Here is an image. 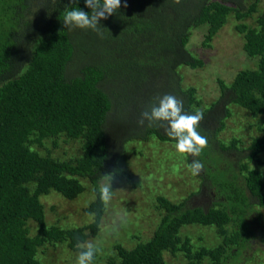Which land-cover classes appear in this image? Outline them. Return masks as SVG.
Wrapping results in <instances>:
<instances>
[{
  "label": "trees",
  "instance_id": "obj_1",
  "mask_svg": "<svg viewBox=\"0 0 264 264\" xmlns=\"http://www.w3.org/2000/svg\"><path fill=\"white\" fill-rule=\"evenodd\" d=\"M33 1L0 0V264H40L36 252L42 243L68 238L75 246L86 239L84 229L47 227L43 195L54 190L75 199L83 191L80 178H88L95 185L101 175L113 171L118 179L136 186L116 163L126 143L149 136L175 143L159 124H137L141 111L154 97L140 88L148 75L140 71L134 74V66L148 69L155 76L167 66L175 83L179 79L177 68L203 67L186 50L191 29L209 26L208 44L232 12L240 21L256 6L254 3L243 13L229 3L239 6L247 0H121L116 14L99 21L102 27L97 33L90 29L77 32L79 28L64 27L62 23L68 6L91 12L84 0H39L37 20H28ZM125 2L127 7H123ZM257 26L238 29L246 33L244 50L259 59L258 68L241 71L230 86L221 82L220 86L224 94H230V103L264 115V13L258 16ZM93 44L96 56L69 70L85 50L93 52L89 48ZM169 89L181 97L185 112L201 108L195 89H181L179 82ZM211 107L200 109L204 117L212 114ZM198 131L208 142L196 158L204 164L200 176L207 188H213L215 201L207 207L192 208L186 201L177 204L159 197L166 213L152 238L132 249L116 245L120 261L112 259L110 264H166L164 251L168 249L186 251L188 257L196 258V263L191 264H201L203 256L209 259L208 264H224L227 257L221 256L225 246L234 244L237 253L247 239L241 222L253 200L264 203V181L254 170L242 173V166L240 187L239 172L225 157L227 149L217 139V130L199 125ZM36 135L39 139L59 135L80 139L82 156L73 165L42 155L31 148V137ZM263 144L264 136L255 138L245 157L255 156ZM87 212L94 213V222L88 228L96 234L105 212L98 194ZM31 221L38 228L35 236H30ZM228 221L236 227L224 235L221 245L201 249L196 257L188 242L178 246L182 226L221 225Z\"/></svg>",
  "mask_w": 264,
  "mask_h": 264
},
{
  "label": "rangeland",
  "instance_id": "obj_2",
  "mask_svg": "<svg viewBox=\"0 0 264 264\" xmlns=\"http://www.w3.org/2000/svg\"><path fill=\"white\" fill-rule=\"evenodd\" d=\"M40 2L39 0L32 2L34 8L32 7L28 20H37ZM254 3L256 4L254 12L240 21L232 12L227 17L226 24L208 44L206 40L209 26L202 25L191 29L186 50L194 59L201 61L203 67L193 70L182 66L176 71L179 74L177 82L181 89L196 90V101L201 103V108L198 109H208L217 103L216 107H211L212 114L204 117L200 125L217 130V139L227 149L225 157L228 161H233L235 170L239 172L237 183L240 187L243 186L240 176L242 166L245 167L242 173L246 174L247 171L254 170L264 181V146L255 156L245 157L249 153L248 148L252 141L264 136V115L253 114L241 106L230 103V94L222 92L220 82L228 87L239 72L258 68L259 59L250 57L245 52L246 33L240 31L238 27L245 26L247 30L258 28L257 18L264 13V0L258 2L247 0L239 6L233 2L229 4L246 13ZM75 30L80 31V29ZM77 36H80V33ZM94 44L89 47L93 52L85 50L75 58L69 70L73 71L74 67L83 65L94 55L96 56L97 51L93 50ZM160 70L156 76L148 69L140 70L139 66H134L130 71L134 74L140 71L148 75V79L140 84V88L148 94L151 93V96L171 94L181 98L170 92L169 87L177 83L171 81L170 68L165 66ZM74 74L76 73H72ZM223 103L227 105L224 106ZM31 140L33 150L62 162H71L75 165L82 156L83 141L80 139H69L64 135L39 139L36 135L32 136ZM124 149L116 163L119 170L133 178L136 186L125 179H117L113 182V197L105 207L96 234H92L91 229L88 228L94 222V215H90L87 209L95 200L92 189L103 182L102 177L95 185L88 178H80L83 191L72 200L54 190L41 197L47 227H58L65 231L84 229L83 233L87 237L79 242H93L101 248L94 264H110L112 259L118 263L120 260L115 249L116 245L120 244L126 249H132L152 238L166 213L158 202L159 197L177 204L186 201L192 208L207 207L215 201L213 188H210V185L207 188L202 182L200 175L204 170L199 175H192L187 167L190 156L178 153L174 143L149 136L146 139L129 140ZM222 166L223 163L220 167ZM30 189H33V184L30 185ZM262 191L264 195V188ZM114 227L115 231L112 230ZM235 227L232 221L221 225H184L180 228L178 236L181 241L178 246L182 247L188 242L192 248V255L196 257L201 249H213L221 245L224 235L231 234ZM241 227L247 231V239L240 245L237 253L234 244L225 246L224 254L221 256V258L227 257L224 259V264H264V203L258 204L252 201L246 217L241 222ZM28 228L30 236L37 234L38 228L34 222H29ZM77 244L71 246V240L68 238L65 241L44 242L37 248L36 260L40 264H76L80 251ZM164 259L166 264L196 263V258L188 257L187 252L181 249L165 250ZM208 260L203 256L200 262L208 264Z\"/></svg>",
  "mask_w": 264,
  "mask_h": 264
},
{
  "label": "clouds",
  "instance_id": "obj_3",
  "mask_svg": "<svg viewBox=\"0 0 264 264\" xmlns=\"http://www.w3.org/2000/svg\"><path fill=\"white\" fill-rule=\"evenodd\" d=\"M72 2L73 0H70V3ZM84 2L91 12L78 7H66L61 19L64 27L90 29L99 33L102 27L99 21L116 14L121 7V0H84ZM123 7H127L126 2ZM203 119L202 110L194 109L191 113L185 112L182 99L171 94H164L154 97L153 101L141 111L137 124L144 125L146 121L150 124H159L164 133L175 142L174 147L178 153L193 157L187 167L192 175H199L204 164L196 158L201 155L208 143L207 138L198 131ZM101 176L103 182L94 187L92 191L98 194L102 205L107 207L113 197L112 184L118 177L115 171ZM89 214L94 215V213ZM112 230L115 231L116 228ZM77 247L80 251L76 264H94L97 254L101 252V248L93 242H78Z\"/></svg>",
  "mask_w": 264,
  "mask_h": 264
}]
</instances>
